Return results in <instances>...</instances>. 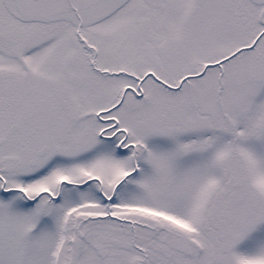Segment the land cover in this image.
Returning <instances> with one entry per match:
<instances>
[{
    "label": "snow or ice",
    "instance_id": "6c2138e0",
    "mask_svg": "<svg viewBox=\"0 0 264 264\" xmlns=\"http://www.w3.org/2000/svg\"><path fill=\"white\" fill-rule=\"evenodd\" d=\"M0 264H264V0H0Z\"/></svg>",
    "mask_w": 264,
    "mask_h": 264
}]
</instances>
